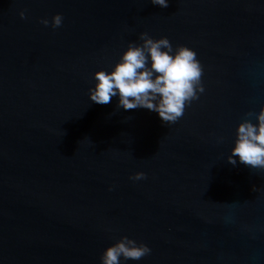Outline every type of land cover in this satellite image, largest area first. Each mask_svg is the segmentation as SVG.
<instances>
[{
	"label": "water",
	"instance_id": "95a60500",
	"mask_svg": "<svg viewBox=\"0 0 264 264\" xmlns=\"http://www.w3.org/2000/svg\"><path fill=\"white\" fill-rule=\"evenodd\" d=\"M141 32L202 64L175 122L88 97ZM261 104L264 0H0V264H101L121 236L151 249L122 264H264V169L227 159Z\"/></svg>",
	"mask_w": 264,
	"mask_h": 264
},
{
	"label": "clouds",
	"instance_id": "9594fccd",
	"mask_svg": "<svg viewBox=\"0 0 264 264\" xmlns=\"http://www.w3.org/2000/svg\"><path fill=\"white\" fill-rule=\"evenodd\" d=\"M151 3L167 7L169 0H151ZM21 17L25 12H19ZM41 23L49 24L47 18ZM62 23V14L51 18L53 27ZM141 42L129 41L111 70L99 69L93 73L94 85L88 89V97L96 103H109L118 97V105L124 109L145 107L155 111L165 123L177 121L185 111L186 104L198 98L204 91L201 82L203 67L194 49L186 45L175 47L166 36L153 38L141 32ZM252 119H242L235 128V137L227 156L230 163L239 162L252 168L264 169V104ZM146 173L137 171L131 179L144 178ZM144 242L121 236L105 247L101 264H122V258L139 260L150 253Z\"/></svg>",
	"mask_w": 264,
	"mask_h": 264
}]
</instances>
